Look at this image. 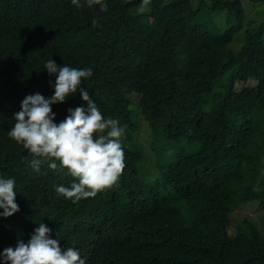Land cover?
<instances>
[{"label":"trees","instance_id":"16d2710c","mask_svg":"<svg viewBox=\"0 0 264 264\" xmlns=\"http://www.w3.org/2000/svg\"><path fill=\"white\" fill-rule=\"evenodd\" d=\"M104 2L106 12L85 0L79 9L0 0V177L15 179L19 205L0 216V254L40 223L53 239L77 220L82 249L113 254L106 264H264V217L258 225L235 211L264 206V20H248L243 0H151L142 13V0ZM49 59L91 68L82 88L125 130L116 193L144 228L129 261L115 256L123 246L93 233L96 219L108 220L93 206L105 196L87 198L90 206L65 199L55 187L75 181L67 169L45 162L36 173V157L8 136L26 96L54 94ZM76 107L87 108L79 90L52 105L54 122Z\"/></svg>","mask_w":264,"mask_h":264},{"label":"clouds","instance_id":"9594fccd","mask_svg":"<svg viewBox=\"0 0 264 264\" xmlns=\"http://www.w3.org/2000/svg\"><path fill=\"white\" fill-rule=\"evenodd\" d=\"M71 3L78 9L85 6L81 0H71ZM85 3L88 8L98 5L101 12L107 11L104 0H85ZM150 3L151 0H142L139 11L144 12ZM99 19H93L94 28L100 26ZM44 69L49 75H56L54 94L48 98L39 93L26 96L21 102V110L13 115L15 124L8 136L36 157L30 161L36 173H40L41 165L45 162L52 171L67 169L75 181L70 187H55L56 192L65 199L76 203L82 199L105 196V206L101 202L93 206L97 209L95 218L103 214L108 220L98 222L96 219L95 226L92 224L93 233L97 234V241L117 242L123 246L124 253L115 256L129 261L132 248L143 237L144 228L142 219L131 215L130 200L116 193L125 185L121 183L123 178H120L125 167L121 143L125 130L119 127L117 120L105 119L88 91L82 88V78H89L93 74L91 68L60 66L54 59H49ZM78 90L87 102V108L69 109L70 114L66 119L55 123L56 114L52 105L65 102ZM15 185L14 178L0 177V209H3L0 216L10 217L19 211ZM88 201L86 205L90 206ZM76 223L77 220L69 223L65 232L57 233L53 239L49 237L51 229L40 223L27 243L21 239L15 248H5L0 260L3 264L109 263L113 254L104 257L101 251L91 254L82 249L85 245L77 239L80 230Z\"/></svg>","mask_w":264,"mask_h":264},{"label":"rangeland","instance_id":"374dc122","mask_svg":"<svg viewBox=\"0 0 264 264\" xmlns=\"http://www.w3.org/2000/svg\"><path fill=\"white\" fill-rule=\"evenodd\" d=\"M243 3L245 4L247 18L250 21H262L264 20V3H255L251 0H243ZM216 17V15H215ZM217 24H219L217 22ZM235 48L239 49V43H236L234 45ZM232 73V72H231ZM231 73H228L226 76L227 78H230ZM238 80V79H236ZM251 84L255 85L256 81L252 80L249 81L246 85ZM243 86V83H242ZM237 89L241 88V83L237 81L236 84ZM236 215L238 217H241L243 213H247L251 216L252 220H254L258 225H261L260 218L264 217V206L259 205H248V206H240L236 210ZM261 231L264 233V227L261 229Z\"/></svg>","mask_w":264,"mask_h":264}]
</instances>
